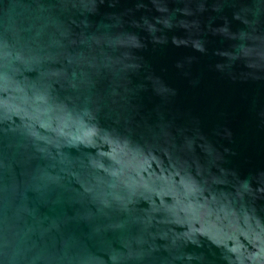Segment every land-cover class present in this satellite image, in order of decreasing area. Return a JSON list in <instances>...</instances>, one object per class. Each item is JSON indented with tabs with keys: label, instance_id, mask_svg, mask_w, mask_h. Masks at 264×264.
<instances>
[{
	"label": "water",
	"instance_id": "1",
	"mask_svg": "<svg viewBox=\"0 0 264 264\" xmlns=\"http://www.w3.org/2000/svg\"><path fill=\"white\" fill-rule=\"evenodd\" d=\"M0 264H264V0H0Z\"/></svg>",
	"mask_w": 264,
	"mask_h": 264
}]
</instances>
